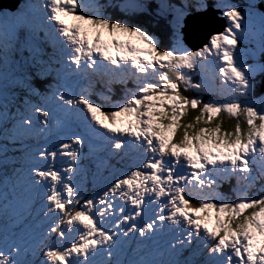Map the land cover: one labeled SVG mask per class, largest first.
I'll return each mask as SVG.
<instances>
[{
    "label": "snow or ice",
    "instance_id": "snow-or-ice-1",
    "mask_svg": "<svg viewBox=\"0 0 264 264\" xmlns=\"http://www.w3.org/2000/svg\"><path fill=\"white\" fill-rule=\"evenodd\" d=\"M257 76L264 0H0V264H264Z\"/></svg>",
    "mask_w": 264,
    "mask_h": 264
},
{
    "label": "water",
    "instance_id": "water-1",
    "mask_svg": "<svg viewBox=\"0 0 264 264\" xmlns=\"http://www.w3.org/2000/svg\"><path fill=\"white\" fill-rule=\"evenodd\" d=\"M206 21L207 22H206L205 27L201 31H199L198 34L197 33L193 34L191 32L188 33L187 40H186L188 46L194 47V46L203 44L205 41V37L207 36L209 32H212L214 30H219L224 25L223 19L217 16L216 13H210L209 16L206 18ZM200 32L203 33L204 39L202 40V42L197 39V37L200 36ZM193 82L194 83L197 82V76L193 77ZM257 90L260 93H264V76H260Z\"/></svg>",
    "mask_w": 264,
    "mask_h": 264
},
{
    "label": "trees",
    "instance_id": "trees-1",
    "mask_svg": "<svg viewBox=\"0 0 264 264\" xmlns=\"http://www.w3.org/2000/svg\"><path fill=\"white\" fill-rule=\"evenodd\" d=\"M149 27H150V31L154 32L158 38H161L162 43L164 45H166V46L169 45L170 41L164 36V33L160 29L155 28V27H151V26H149ZM164 71H168L169 76L171 78H173V79L175 78V73L173 71H170L168 69H164ZM130 85L131 84H129V86ZM181 90L183 91V89H181ZM255 91L257 92V89ZM184 94L185 95H188V96H196V95H199L193 89H189V91L185 92ZM209 98H212V100H215L217 97L216 96H211V94H209V93H204L202 95V99L204 101H208ZM195 115H196V113L194 111L189 113V117H192V116H195ZM233 124H234V121L233 120L229 119L227 116L224 117V119H223V127L224 128L231 129V127L233 126ZM224 188H225V190H227V185H225Z\"/></svg>",
    "mask_w": 264,
    "mask_h": 264
},
{
    "label": "rangeland",
    "instance_id": "rangeland-1",
    "mask_svg": "<svg viewBox=\"0 0 264 264\" xmlns=\"http://www.w3.org/2000/svg\"><path fill=\"white\" fill-rule=\"evenodd\" d=\"M199 33V32H198ZM197 33V34H198ZM200 38H203V33H201L200 32ZM259 78H260V76H257L256 77V82H258V80H259ZM197 83L199 82V77L197 76ZM217 87H218V85H217ZM182 89H183V87H182ZM211 96H214V95H211ZM255 96L257 97V98H259V97H261V96H264V93H262V94H258L256 91H255ZM223 99V97H221V96H217V98L215 99V100H217V101H220V100H222ZM208 100H212V98H209ZM91 178V179H90ZM95 183H96V185H97V190L100 188V187H103V185H104V183H105V181L104 180H102V179H97L96 181H95ZM88 187H89V189L91 190V188H92V186H93V180H92V177H91V175H89V178H88V185H87Z\"/></svg>",
    "mask_w": 264,
    "mask_h": 264
},
{
    "label": "bare ground",
    "instance_id": "bare-ground-1",
    "mask_svg": "<svg viewBox=\"0 0 264 264\" xmlns=\"http://www.w3.org/2000/svg\"><path fill=\"white\" fill-rule=\"evenodd\" d=\"M198 80V79H197Z\"/></svg>",
    "mask_w": 264,
    "mask_h": 264
}]
</instances>
